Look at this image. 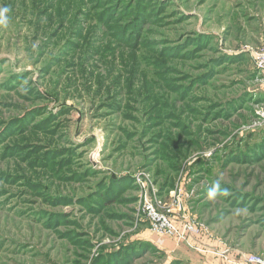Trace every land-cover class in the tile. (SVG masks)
<instances>
[{
    "label": "rangeland",
    "instance_id": "obj_1",
    "mask_svg": "<svg viewBox=\"0 0 264 264\" xmlns=\"http://www.w3.org/2000/svg\"><path fill=\"white\" fill-rule=\"evenodd\" d=\"M263 46L264 0H0V264L264 261Z\"/></svg>",
    "mask_w": 264,
    "mask_h": 264
},
{
    "label": "built area",
    "instance_id": "obj_2",
    "mask_svg": "<svg viewBox=\"0 0 264 264\" xmlns=\"http://www.w3.org/2000/svg\"><path fill=\"white\" fill-rule=\"evenodd\" d=\"M254 58L257 66L264 71V46L257 49ZM144 214L147 215L151 221L152 231L155 234L170 236L177 232V229L172 222L165 215L159 214L151 203H145ZM185 229L191 232L195 231L194 227L190 224H187ZM250 261L254 264H264V261L258 257H252L250 258Z\"/></svg>",
    "mask_w": 264,
    "mask_h": 264
},
{
    "label": "clouds",
    "instance_id": "obj_3",
    "mask_svg": "<svg viewBox=\"0 0 264 264\" xmlns=\"http://www.w3.org/2000/svg\"><path fill=\"white\" fill-rule=\"evenodd\" d=\"M8 10L5 9L4 12L6 13ZM4 20L6 21V17L4 18ZM219 188V181H216L213 186L210 188L209 190V195H214L217 191V189Z\"/></svg>",
    "mask_w": 264,
    "mask_h": 264
}]
</instances>
